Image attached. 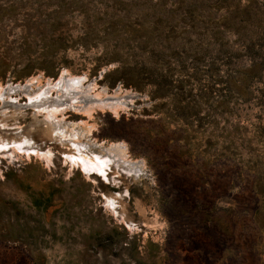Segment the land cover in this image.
Wrapping results in <instances>:
<instances>
[{"label":"rangeland","instance_id":"rangeland-1","mask_svg":"<svg viewBox=\"0 0 264 264\" xmlns=\"http://www.w3.org/2000/svg\"><path fill=\"white\" fill-rule=\"evenodd\" d=\"M0 88V264H264V0H0Z\"/></svg>","mask_w":264,"mask_h":264},{"label":"bare ground","instance_id":"bare-ground-1","mask_svg":"<svg viewBox=\"0 0 264 264\" xmlns=\"http://www.w3.org/2000/svg\"><path fill=\"white\" fill-rule=\"evenodd\" d=\"M63 80H64V76L61 75L59 77V81H63ZM75 94H77V92H74V94H70V95L65 94L64 99L69 103H73L75 100ZM114 98L115 97H111L110 99H107V100H113ZM107 100H106V97L103 98L100 93L94 94L91 97L90 101L87 102L86 109H87V111H93L95 108L101 109V108L106 107V108L110 109L113 114H116L118 109L120 108V105L123 102V97H119L118 102H117V100L114 102H109ZM76 106L78 107V109L82 108V105L81 106L76 105ZM83 108H84V106H83ZM56 109H58V108H56ZM32 154L36 155L35 151H32ZM72 159L76 160V158H72ZM84 159L87 160L88 162L85 163ZM77 160L81 164L82 167L90 166V165L94 164L99 169L101 174H103L102 168H103V165L105 164V161L106 162L108 161L107 159H102V158L96 157V156L93 157L92 160H90L87 157H85L84 155L82 156V158L81 157L79 159L77 158Z\"/></svg>","mask_w":264,"mask_h":264}]
</instances>
